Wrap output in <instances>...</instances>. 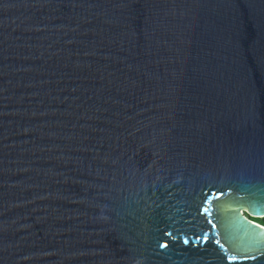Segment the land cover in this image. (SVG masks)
Listing matches in <instances>:
<instances>
[{"label": "water", "instance_id": "obj_1", "mask_svg": "<svg viewBox=\"0 0 264 264\" xmlns=\"http://www.w3.org/2000/svg\"><path fill=\"white\" fill-rule=\"evenodd\" d=\"M251 218L264 0H0V264H264Z\"/></svg>", "mask_w": 264, "mask_h": 264}, {"label": "snow or ice", "instance_id": "obj_2", "mask_svg": "<svg viewBox=\"0 0 264 264\" xmlns=\"http://www.w3.org/2000/svg\"><path fill=\"white\" fill-rule=\"evenodd\" d=\"M206 238H207V237H205V239H206ZM185 243H187V241H185ZM160 247H161V248H164V247H167V245H166V243H162V244H160ZM229 259L235 260L236 257H230Z\"/></svg>", "mask_w": 264, "mask_h": 264}, {"label": "flooded vegetation", "instance_id": "obj_3", "mask_svg": "<svg viewBox=\"0 0 264 264\" xmlns=\"http://www.w3.org/2000/svg\"><path fill=\"white\" fill-rule=\"evenodd\" d=\"M251 220L256 221V222L258 221L259 223L263 224L262 222L264 219H253V218H251Z\"/></svg>", "mask_w": 264, "mask_h": 264}, {"label": "trees", "instance_id": "obj_4", "mask_svg": "<svg viewBox=\"0 0 264 264\" xmlns=\"http://www.w3.org/2000/svg\"><path fill=\"white\" fill-rule=\"evenodd\" d=\"M263 224L262 225H264V220H263V222H262Z\"/></svg>", "mask_w": 264, "mask_h": 264}, {"label": "bare ground", "instance_id": "obj_5", "mask_svg": "<svg viewBox=\"0 0 264 264\" xmlns=\"http://www.w3.org/2000/svg\"><path fill=\"white\" fill-rule=\"evenodd\" d=\"M254 222H256V221H254ZM258 223V222H257ZM260 224V223H259Z\"/></svg>", "mask_w": 264, "mask_h": 264}, {"label": "rangeland", "instance_id": "obj_6", "mask_svg": "<svg viewBox=\"0 0 264 264\" xmlns=\"http://www.w3.org/2000/svg\"><path fill=\"white\" fill-rule=\"evenodd\" d=\"M258 222V221H257ZM259 223V222H258ZM261 224V223H260Z\"/></svg>", "mask_w": 264, "mask_h": 264}]
</instances>
